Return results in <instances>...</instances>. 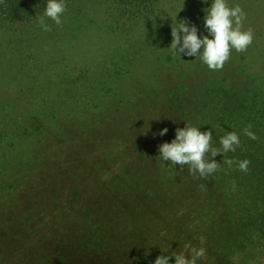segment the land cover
I'll use <instances>...</instances> for the list:
<instances>
[{
  "label": "rangeland",
  "instance_id": "374dc122",
  "mask_svg": "<svg viewBox=\"0 0 264 264\" xmlns=\"http://www.w3.org/2000/svg\"><path fill=\"white\" fill-rule=\"evenodd\" d=\"M118 1L82 0L77 7L65 10L62 26L45 17L50 27L47 32L39 27L44 13L34 16L30 22L0 24V175L7 164L4 160L18 162L15 168L9 163V171H16L7 181L5 178L0 198L7 195L4 189L10 187L20 192L27 182L22 176L33 178L43 170L41 175L57 167L77 166L80 169L63 176L56 174L51 182L49 178L35 180L43 185H56L55 204L45 209V220L34 228L31 239L35 243L53 231L61 217L69 225L76 226L80 221L78 213L73 215L79 210L77 204L89 203L93 194L103 199L112 191L115 198L134 199L122 183L112 184L119 172L132 179L137 175L138 185L143 182V175V179L165 175L164 180L192 175L186 165L172 167L158 158L157 146L170 143L175 131H168L162 137L155 135L159 130L143 135L138 132L127 141L118 140L119 136L112 137L113 133H123L127 121L133 129V124L141 121L139 114L145 110L149 114L144 115L163 116L161 108L172 89L187 85L196 87L212 77H219L226 73L225 70L229 71L228 61L243 53L254 60L246 66V75L264 80V0H227L229 7L238 4L243 9L246 16L243 29H252L253 45L245 52L233 50L223 68L216 71L205 65L198 71L199 58L181 56L179 59L169 48L171 27L181 21L195 25L198 36L207 35L201 9L205 5L209 7L211 0L208 4L201 0H149L151 3L143 9L129 0L127 5L119 6ZM160 10L170 17L163 12L157 15ZM256 59L259 60L255 62ZM232 68H237V63ZM97 104L102 106L100 116L107 119L106 124L101 117L93 121L86 115L87 111H94ZM99 123L102 138H94L90 131ZM67 136H87L92 140L87 145L75 144ZM17 137L26 141L40 139L45 145L35 154L33 148L15 150L11 145ZM117 145L121 149H116ZM40 156L41 163L36 161ZM97 179L101 181L98 183ZM99 185L105 187L101 192ZM160 188L163 195L164 188ZM163 197V201L170 199ZM179 197L180 209L192 205L198 212L182 223L184 228L177 231L179 234L172 231L177 222L170 220L162 229L148 235V242L144 243L148 254L143 264H153L166 251L163 255L174 251L190 255L202 233L199 228L215 220L217 203L199 186L194 192L180 191ZM65 208H70L71 213ZM176 212L181 214L177 208ZM199 241L203 243L202 239ZM34 247L33 244L28 251ZM169 264H174V260Z\"/></svg>",
  "mask_w": 264,
  "mask_h": 264
},
{
  "label": "trees",
  "instance_id": "16d2710c",
  "mask_svg": "<svg viewBox=\"0 0 264 264\" xmlns=\"http://www.w3.org/2000/svg\"><path fill=\"white\" fill-rule=\"evenodd\" d=\"M81 1L65 0L66 9L70 6L77 7ZM129 1L142 9L151 3L149 0ZM46 4L47 0H0V24L30 22L34 16L44 13ZM117 4L124 6L128 1L119 0ZM206 8L207 5L201 9V17ZM251 58L248 53H243V56L229 60V71L225 70L226 73L219 77H212L196 87L187 85L172 89L170 97L161 108L163 116L154 118L152 115H144L148 113L145 110L143 114H139L141 121L133 124V129L127 121L123 133H113L112 136H119L118 140L127 141L138 132L146 134L148 128L147 133L150 134L163 128L174 132L176 128H183L186 123L200 127L201 132L210 131L213 147L220 148V137L225 132L235 131L240 137L241 146L235 152L218 154L213 158L220 164L214 175L207 179H201L198 175H186L183 179L178 177V180H164L162 177L165 175L143 179V175V182L138 185L135 180L137 175L132 179L119 172L115 174L112 184L122 183L134 199L115 198L112 191L103 199H97V195L93 194L89 203L77 204L79 210L73 215L78 213L80 221L76 226L69 225L61 217L55 229L37 243L31 239L35 234L34 228L45 220V209L52 208L55 204L53 191L56 185H43L35 180L49 178L51 182L56 174L63 176L80 169L77 166L57 167L52 172L41 175L45 172L43 170L33 178L22 176L27 182L20 192L10 187L9 190L4 189L7 195L0 198V264H143L145 255L148 254V247L144 246L148 242V235L162 229V225L170 220L177 222L172 231L178 233L179 229L184 228L182 223L194 218L197 208L187 205L180 209L179 193L185 189L194 192L196 186L207 192L208 197L217 203L213 218L215 220L205 228H199L202 233L193 244L194 248L203 247L206 250L205 257L198 262L264 264V80L246 75L245 68L253 60ZM234 63H237L235 69L232 68ZM202 66L204 65L199 61L197 70ZM101 109V105H94L95 112L87 111L86 115L96 121L101 117ZM156 119L161 121H154ZM101 120L104 124L107 123V119L101 117ZM100 125L101 123L97 124L90 131L94 138H102ZM246 128L255 132L256 140L244 135L243 130ZM38 131L42 130L38 128ZM127 135V138L124 137ZM67 137L75 144L87 145L92 140H88L87 136ZM44 145L40 139L26 141L17 137L11 146L15 150L21 147L33 148L32 152L35 154ZM119 146L116 149H121ZM207 158L211 159L210 153ZM40 159L41 156L36 157V161ZM225 159L250 161L248 171L238 170L235 164L229 167L224 163ZM4 162L7 164L0 175V193L5 181L16 171H9V163L13 168L18 164L11 163L9 159ZM97 180L98 183L101 181ZM160 186L164 188L163 195L170 199L163 201ZM102 187L104 186L99 185L100 192ZM17 192L19 193L16 194ZM176 208L181 214L176 212ZM191 209L193 211L189 212ZM65 210L71 213L70 208ZM53 212L54 210L51 214ZM146 217L148 220L144 219ZM33 244L35 247L28 251ZM234 257L237 258L235 262Z\"/></svg>",
  "mask_w": 264,
  "mask_h": 264
},
{
  "label": "clouds",
  "instance_id": "9594fccd",
  "mask_svg": "<svg viewBox=\"0 0 264 264\" xmlns=\"http://www.w3.org/2000/svg\"><path fill=\"white\" fill-rule=\"evenodd\" d=\"M201 2L208 4L209 0H201ZM65 10V0H47L43 17L39 20L41 30L44 32L50 30L49 25L45 22V17L57 26H62V16ZM161 12L170 17L163 10L158 11L157 15ZM168 12H171V9ZM176 16L177 14L175 18ZM245 18V13L238 4L229 7L227 0H211L210 7L204 9L203 16V25L207 30V35L198 36V29L195 25L189 26L187 21H181L176 24V27H171L172 39L169 48L179 59L181 56L199 58L200 62L209 70H220L229 60L233 50L237 53L245 52L248 46L253 43L252 29H243ZM167 132L168 129L163 128L155 135L162 137ZM243 132L249 139H257L255 133L248 128ZM219 144L220 148L213 147L210 131L201 132L200 127L185 123L183 128L175 129V137L170 143L165 142L157 146L158 158L163 162L167 161L168 165L170 164L172 167L180 165L183 168L186 165L190 174L207 179L220 168V164L213 158L218 154L235 152L241 146V140L235 131L225 132L220 137ZM209 153L211 159L207 158ZM224 163L229 167L235 164L238 170L247 172L250 161L225 159ZM163 253L154 260L153 264H169L170 260H174V264H197L202 257H205L206 250L203 247L191 248L190 255L175 251L170 255H163ZM233 259L234 262L237 260L235 257Z\"/></svg>",
  "mask_w": 264,
  "mask_h": 264
}]
</instances>
